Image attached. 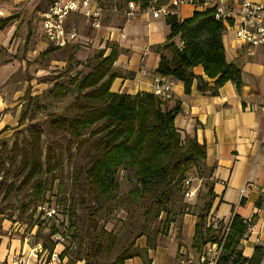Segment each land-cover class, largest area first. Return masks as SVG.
I'll return each mask as SVG.
<instances>
[{
  "label": "rangeland",
  "instance_id": "1",
  "mask_svg": "<svg viewBox=\"0 0 264 264\" xmlns=\"http://www.w3.org/2000/svg\"><path fill=\"white\" fill-rule=\"evenodd\" d=\"M97 1L107 11L106 15L125 9L121 0ZM51 3L52 0H34L31 7L23 6L25 14L20 25L26 26H23L24 33H15L14 43L18 64L5 70V65L10 62L4 59L5 55L8 59L13 56L6 49L0 50L3 57L0 62V241L15 242L18 250L25 244L29 250L36 247V264H66L84 259L89 232L100 237L104 245L103 252L92 264L112 262L132 242L133 253L141 257H134L129 264H149V257H153L152 264H177L181 251L194 250L192 224L197 222L199 214L204 213L203 206L209 200L207 191L211 182L208 172L200 163L187 172L201 181L195 195L188 199L184 197L181 180L175 179L169 194L170 202L159 213L158 209L163 205L150 203L146 196L136 197L130 193L138 186L130 167H122L121 175L114 173L109 196L86 195L84 170L89 164L86 149L77 150L66 133L51 132L47 114L62 111L76 95L75 80L89 72L100 51L109 52V48L117 44L114 40L103 44L100 39L90 52L88 41L89 46L80 44L79 29L91 26L85 19L72 16L66 24L76 27L77 38L62 49L51 45L43 37L40 23L42 12ZM18 20L19 17L15 22ZM101 26L102 21L98 28H91L100 29ZM118 32L123 38V33ZM19 37L22 38L20 41ZM40 45L42 48H37ZM28 51L32 52L27 54ZM54 83L66 87L64 96L58 99L52 94ZM31 126L42 129L41 149L44 154L48 148L52 149L56 165L52 173L42 175L44 190L39 197L33 195L32 185L19 188L22 179L19 157L12 150L14 143H22ZM87 134L83 135L84 138ZM7 191L9 194L4 198ZM94 211L95 229L91 228L90 220ZM146 215H149L147 221ZM165 217L169 223L165 222ZM166 226L168 230L164 233ZM52 228L56 229L53 235ZM111 241L113 244L109 246ZM50 242L55 244L51 252L43 249V246L49 247ZM64 248L66 254L61 259L59 254ZM79 263L84 264V261Z\"/></svg>",
  "mask_w": 264,
  "mask_h": 264
},
{
  "label": "trees",
  "instance_id": "2",
  "mask_svg": "<svg viewBox=\"0 0 264 264\" xmlns=\"http://www.w3.org/2000/svg\"><path fill=\"white\" fill-rule=\"evenodd\" d=\"M54 0H52L53 2ZM169 0H121L125 4L133 2L137 13L147 11L151 6L159 7ZM13 17L0 19L2 29ZM168 33L161 49L167 56L159 58L154 74L159 77H171L183 85L185 94L190 92L194 80H198L197 89H207L206 83L193 74V68L201 66L206 78L213 81L211 94L226 82H231L236 90L240 88V71L225 59L222 36L225 27L215 18L211 9L195 10L188 18L179 19L176 14L164 18ZM160 48V47H159ZM119 54L113 45L107 54L100 51L94 66L74 82L76 95L60 112L47 114L48 125L54 134L66 133L76 144V149H86L89 164L84 170L87 183L86 195L107 197L111 193L114 173L121 175L122 167L134 170L137 185L130 193L136 197L146 196L150 203H158L162 212L170 202V190L175 179L183 181L190 170L205 160V146L195 137L182 136L174 126V119L179 113V106L162 108L160 98L150 92H138L134 95L110 91L116 78L112 67ZM66 91L62 83H54L52 94L55 99L64 96ZM87 137L84 138V134ZM42 129L31 126L28 135L20 145L14 143L12 150L19 157V188L32 185L33 195L39 197L44 190L41 177L52 173L56 165L53 151L48 148L45 154L41 149ZM5 193L4 198L8 196ZM208 202L203 206V214L197 216L193 227L192 248L196 251L207 242L217 240L220 227H207L205 218L212 205V185L208 186ZM150 205L149 207H151ZM257 203L256 207L260 208ZM150 212V209H148ZM93 214L90 215L91 228L95 229ZM149 215H146L145 221ZM168 216V215H167ZM256 215L249 222L233 215L230 219L229 233L224 243L223 262L230 264H264V247L255 246L250 257L242 256L238 249V240L253 224ZM168 217L165 222L169 223ZM168 226L164 228V233ZM56 229L52 228V235ZM110 237L108 233H105ZM89 237V246L83 260L84 264L94 263L104 250V245L97 235ZM112 239V238H111ZM112 241L109 246H112ZM55 244L43 249L52 251ZM134 243L123 248L107 264H125L139 254L133 253ZM66 248L59 254L63 259ZM140 256V255H139ZM141 257V256H140ZM75 261V262H77ZM68 261L66 264H75Z\"/></svg>",
  "mask_w": 264,
  "mask_h": 264
},
{
  "label": "crops",
  "instance_id": "3",
  "mask_svg": "<svg viewBox=\"0 0 264 264\" xmlns=\"http://www.w3.org/2000/svg\"><path fill=\"white\" fill-rule=\"evenodd\" d=\"M33 1L0 0V19L13 17L0 29V50L6 49L13 56L8 59L5 55L4 59L10 61L5 65V70L18 64L15 57V33H24L23 26L26 25H20L25 14L22 8L24 5L31 7ZM249 1L264 3V0ZM194 11L195 8L191 5L183 4L177 7L176 15L179 19H184ZM106 13L104 11L100 29H79L80 44L89 46L88 41L90 52V48L99 43L100 39L103 44L112 40L117 44L119 54L112 67L116 78L111 84V92L128 95L142 91L153 93L154 79L162 78L171 83L167 91L169 97H158L162 108L179 106L174 126L181 135L195 137L198 143L205 146L202 167L208 172L212 185L210 211L223 222L233 215L249 222L256 215L253 224L238 240L242 256L250 257L255 246L264 247V45L241 46L234 41L232 31L225 32L222 36L225 59L239 69L240 88L236 90L228 81L215 94H211L209 89L213 88V81L204 76L201 66H196L192 70L193 74L206 83L207 89L199 91L198 80H194L190 92L185 94L180 82L154 74L160 56L168 55L161 49L168 33L165 17H153L148 10L139 12L134 18H128L124 11L117 14ZM18 17L19 20L15 22ZM73 17L82 18L78 15ZM119 30L123 33V38H120ZM109 35L112 39H109ZM21 39L19 37V41ZM37 48L41 49L42 45ZM30 52L32 51L27 54ZM2 58L0 54V62ZM257 203L261 205L260 208L256 207ZM193 227L194 223L192 231ZM26 245L18 250L15 242L1 240L0 264H10L20 252L25 254L28 264H36V258L30 255L31 250ZM172 248L174 252V247ZM150 259L149 264H152L153 257H149ZM132 261L133 258L125 264Z\"/></svg>",
  "mask_w": 264,
  "mask_h": 264
},
{
  "label": "built area",
  "instance_id": "4",
  "mask_svg": "<svg viewBox=\"0 0 264 264\" xmlns=\"http://www.w3.org/2000/svg\"><path fill=\"white\" fill-rule=\"evenodd\" d=\"M183 4L191 5L195 10H213L215 18L224 25L225 32L232 31L234 41L238 45L245 47L264 45V3L249 0H169L165 5L151 6L148 11L153 17L160 15L165 17L168 14H176L177 7ZM104 11L97 0H54L41 14L42 35L51 45L65 47L78 36L76 27L66 24L68 18L78 15L91 27L98 28ZM124 14L128 18H134L138 14L136 4L127 3ZM165 81L162 78L154 79V95L169 97L167 91L171 83ZM200 183V179L195 175L187 174L182 181L184 197L192 198ZM220 221L222 220L218 219L215 213L209 211L205 223L207 227L218 229ZM222 223L217 240L203 244L198 251H181L177 264H230L223 262L224 243L229 233L230 219ZM30 255L37 257L36 247L31 250ZM10 264H28L27 257L21 252Z\"/></svg>",
  "mask_w": 264,
  "mask_h": 264
}]
</instances>
